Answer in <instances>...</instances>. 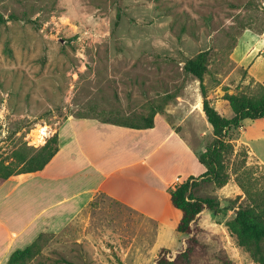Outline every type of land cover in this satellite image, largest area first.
Masks as SVG:
<instances>
[{"label": "rangeland", "instance_id": "rangeland-1", "mask_svg": "<svg viewBox=\"0 0 264 264\" xmlns=\"http://www.w3.org/2000/svg\"><path fill=\"white\" fill-rule=\"evenodd\" d=\"M0 15L5 160L13 148L42 147L69 118L143 122L154 110L181 122L201 153L213 131L201 83L184 66L204 51H210L204 90L222 114L233 116L226 93L263 91L264 0H0ZM230 138L229 182L218 187L198 179L193 190L217 203L200 216L201 238L232 264H261L231 227L241 206L264 195V118L246 120ZM41 235L39 252L26 264H154L163 247L176 253L185 245V235L105 195L63 230ZM0 243L2 251L7 240Z\"/></svg>", "mask_w": 264, "mask_h": 264}, {"label": "crops", "instance_id": "crops-1", "mask_svg": "<svg viewBox=\"0 0 264 264\" xmlns=\"http://www.w3.org/2000/svg\"><path fill=\"white\" fill-rule=\"evenodd\" d=\"M57 132L59 150L44 169L0 183V240H7L0 264L41 234L63 230L99 195L177 232L182 212L172 184L206 171L181 122L157 113L153 127L132 128L72 117Z\"/></svg>", "mask_w": 264, "mask_h": 264}, {"label": "trees", "instance_id": "trees-1", "mask_svg": "<svg viewBox=\"0 0 264 264\" xmlns=\"http://www.w3.org/2000/svg\"><path fill=\"white\" fill-rule=\"evenodd\" d=\"M12 17L17 18L15 15ZM3 21L4 18L0 15V23ZM209 61L210 51H204L188 59L184 66L186 72L194 75L201 83L202 109L213 131L212 138L198 154L199 161L206 167V171L199 177L190 176L177 188L171 189L172 204L182 212L176 230L185 235V245L176 253L163 247L154 264H232V260L222 248L211 252L209 244L202 240L200 216L204 210L214 209L217 203L210 198L194 196L193 190L200 184L198 179L214 183L218 187H223L229 182L231 174L226 160L227 156L234 152L230 132L241 128L246 120L256 121L264 118V86L261 95L226 93L224 99L229 102L233 116H225L215 107L204 90L203 82L209 71ZM157 112L154 110L150 115L142 117L143 122L103 121L132 128H150L154 126ZM58 144L59 134L56 132L40 148L26 145L13 148L12 155L9 156L10 161L0 158V182L13 175L44 169L58 152ZM231 228L240 245L250 252L255 261L264 264V195L254 198L250 204L241 206ZM41 238L42 235L26 248L14 251L7 264H26L39 252Z\"/></svg>", "mask_w": 264, "mask_h": 264}, {"label": "bare ground", "instance_id": "bare-ground-1", "mask_svg": "<svg viewBox=\"0 0 264 264\" xmlns=\"http://www.w3.org/2000/svg\"><path fill=\"white\" fill-rule=\"evenodd\" d=\"M47 129H48V127H42V128L40 129L39 141H40L41 143L44 142L45 135L48 134Z\"/></svg>", "mask_w": 264, "mask_h": 264}, {"label": "built area", "instance_id": "built-area-1", "mask_svg": "<svg viewBox=\"0 0 264 264\" xmlns=\"http://www.w3.org/2000/svg\"><path fill=\"white\" fill-rule=\"evenodd\" d=\"M47 137V134L45 135V138ZM45 138H44V140H45ZM48 140V139H47ZM47 140H46V142H47ZM183 181H181V179L180 178H177L174 182H173V184H172V189H175V188H177L181 183H182Z\"/></svg>", "mask_w": 264, "mask_h": 264}]
</instances>
